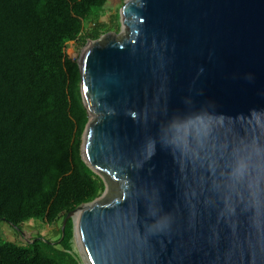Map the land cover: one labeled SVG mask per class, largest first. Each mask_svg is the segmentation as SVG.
Returning a JSON list of instances; mask_svg holds the SVG:
<instances>
[{
    "label": "water",
    "instance_id": "water-1",
    "mask_svg": "<svg viewBox=\"0 0 264 264\" xmlns=\"http://www.w3.org/2000/svg\"><path fill=\"white\" fill-rule=\"evenodd\" d=\"M120 17L77 61L105 191L63 234L80 211L92 264H264V0H127Z\"/></svg>",
    "mask_w": 264,
    "mask_h": 264
},
{
    "label": "trees",
    "instance_id": "trees-1",
    "mask_svg": "<svg viewBox=\"0 0 264 264\" xmlns=\"http://www.w3.org/2000/svg\"><path fill=\"white\" fill-rule=\"evenodd\" d=\"M106 4L0 0V223L19 231L32 220L60 225L57 241L21 245L0 236V264H80L73 221L64 234L63 222L101 197L105 184L81 155L89 116L67 45L107 32L100 22Z\"/></svg>",
    "mask_w": 264,
    "mask_h": 264
},
{
    "label": "rangeland",
    "instance_id": "rangeland-1",
    "mask_svg": "<svg viewBox=\"0 0 264 264\" xmlns=\"http://www.w3.org/2000/svg\"><path fill=\"white\" fill-rule=\"evenodd\" d=\"M127 0H107V4L104 8V14L101 17L100 22L106 26V31L103 35L108 32H115L119 34L123 29L121 28L120 11ZM119 15V18L117 19ZM90 28L86 30V33L90 32ZM102 35V36H103ZM90 41L87 44L81 46L78 42H69L67 45V54L72 60L79 61ZM60 225L56 227H50L38 220H32L27 223L22 231H19L15 227L11 226L6 222L0 223V236L5 240L13 241L17 244L24 245L27 242H32L37 237H43L52 241H57L59 238ZM73 253L77 255L80 264H87L84 260L78 241L74 238L73 241Z\"/></svg>",
    "mask_w": 264,
    "mask_h": 264
},
{
    "label": "bare ground",
    "instance_id": "bare-ground-1",
    "mask_svg": "<svg viewBox=\"0 0 264 264\" xmlns=\"http://www.w3.org/2000/svg\"><path fill=\"white\" fill-rule=\"evenodd\" d=\"M120 19H121V17H120ZM121 28H122V26H121ZM92 42H94V41H90L88 43L89 47L92 45ZM84 157L88 160L86 150L84 151ZM80 216H81V212L80 211L75 214V221H76V226H77V241H78V245L80 247V250H81V253H82V256H83L84 260L86 261L87 264H92V262L90 260V257L88 256V253L86 252V250L84 248L83 241H82V238H81V235H80V232H79Z\"/></svg>",
    "mask_w": 264,
    "mask_h": 264
}]
</instances>
